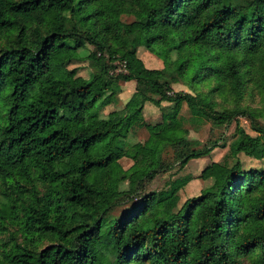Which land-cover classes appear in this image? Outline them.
<instances>
[{
	"label": "trees",
	"instance_id": "obj_1",
	"mask_svg": "<svg viewBox=\"0 0 264 264\" xmlns=\"http://www.w3.org/2000/svg\"><path fill=\"white\" fill-rule=\"evenodd\" d=\"M124 8L132 21L120 20ZM140 39L190 91H174L144 65L134 51ZM88 45L86 57L104 74L117 61L125 71L115 78L137 84L103 117L117 100L103 76L80 80L68 68ZM248 83L264 93V0H0V231L14 227L0 264H264V169L228 170L219 180L213 162L201 174L216 178L212 186L178 206L174 186L142 189L169 170L164 149L185 164L227 142L201 143L179 126L126 143L146 101L171 104L163 121L183 104L193 124L243 116L255 134L237 121L228 149L238 169L240 153L264 146V127L257 111L216 108L213 96L237 102ZM122 156L134 161L127 173ZM44 238L51 242L39 249Z\"/></svg>",
	"mask_w": 264,
	"mask_h": 264
},
{
	"label": "rangeland",
	"instance_id": "obj_2",
	"mask_svg": "<svg viewBox=\"0 0 264 264\" xmlns=\"http://www.w3.org/2000/svg\"><path fill=\"white\" fill-rule=\"evenodd\" d=\"M119 18L122 22H130L134 17L124 8L120 13ZM93 49V46L88 45L86 48L79 50L80 59L72 61L68 68L72 71V74L79 77L80 80H86L94 76H103L108 84L109 89L114 92L117 100L110 102L106 107L102 109L100 115L103 117L112 110L120 109L124 106L129 96L137 88L135 81H122L115 78V74L118 72H124L119 62L115 61L113 65L115 68L110 72L109 75L104 74L103 69L95 61L86 57V55ZM134 51L137 57H142L145 52L148 51L146 48V39L137 40L134 43ZM153 59L157 60L152 56ZM158 61V60H157ZM145 64V63H144ZM161 71L165 80H167L174 91H190L183 80L178 79V76L174 72L164 66L160 61ZM149 67H155L156 65L149 64ZM177 69V65L174 66ZM208 87L199 86L197 90L207 91ZM152 98H158V95L149 94ZM216 101V108L230 107L233 105H240L248 107L259 113V123L264 127V93L258 88L254 87L251 83L247 84L242 97L236 102L231 97L215 95L213 96ZM144 108L141 113L138 114V125L134 123L126 143L132 144L136 142H143L148 138L149 135L158 134L160 131L168 129L179 128L183 126L187 129V135L190 139L199 141L201 143L213 142L215 140L226 141V147H216L208 155L200 156L197 158L189 159L185 164L174 162L173 152L170 147H166L162 152V159L170 164L168 171H158L152 180L145 181L143 184V193L150 191H164L169 189L171 186L175 187V194L178 197L177 205L180 206L184 200L189 197L198 195L201 191L209 189L216 178L208 177L203 178L201 176L204 168L211 163L215 162L221 165L220 173L217 179L222 180L224 173L231 170L233 173H238L239 170L249 169H264V146H260L253 156H247L243 153L238 155L240 161V167L234 168L235 158L230 155L228 144L232 140L235 134V126L241 125L248 133L254 135L255 132L251 129L249 120L243 116H238L237 120L233 119L231 122L216 125L211 122L207 123H192L190 121V111L188 107L183 104L177 118L170 121H163L161 118V109L170 108V103L162 101L161 105L155 106L150 101H146ZM139 121L145 122L146 125H141ZM118 164L121 172H129L134 161L128 156H122L118 160ZM120 190H127L125 185H120ZM112 189H118V185H113ZM139 201V197L134 198L131 201L123 200L120 204L114 206L110 211L111 218H117L121 216L126 210H128L133 203ZM5 202L3 195L1 194L0 185V206ZM8 230L0 231V243L9 240V233L14 229L11 225H7ZM16 239L20 240V235L17 234ZM49 238H44L39 244V249L47 246L50 243ZM243 264H251L250 258L241 259ZM101 264H115L114 262Z\"/></svg>",
	"mask_w": 264,
	"mask_h": 264
},
{
	"label": "crops",
	"instance_id": "obj_3",
	"mask_svg": "<svg viewBox=\"0 0 264 264\" xmlns=\"http://www.w3.org/2000/svg\"><path fill=\"white\" fill-rule=\"evenodd\" d=\"M156 58L157 60L153 59V57ZM140 58V57H139ZM142 60L143 63H145L144 65L147 67V68H150V69H161V64H160V61L162 62L161 59H159L157 56H155L152 52H150L149 50L147 52L144 53V55L140 58ZM163 63V62H162ZM149 64H153V65H156L155 67H149L148 65ZM130 81H134V80H130ZM133 93V92H132ZM131 96V95H130ZM129 96V97H130ZM145 106V105H144ZM144 108V107H143Z\"/></svg>",
	"mask_w": 264,
	"mask_h": 264
},
{
	"label": "built area",
	"instance_id": "obj_4",
	"mask_svg": "<svg viewBox=\"0 0 264 264\" xmlns=\"http://www.w3.org/2000/svg\"><path fill=\"white\" fill-rule=\"evenodd\" d=\"M120 65L122 66L123 70H125V65L123 63H120Z\"/></svg>",
	"mask_w": 264,
	"mask_h": 264
}]
</instances>
